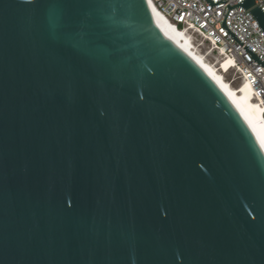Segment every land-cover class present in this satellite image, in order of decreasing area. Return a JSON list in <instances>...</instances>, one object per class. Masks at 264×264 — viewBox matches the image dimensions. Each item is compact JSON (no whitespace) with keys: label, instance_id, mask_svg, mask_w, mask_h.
<instances>
[{"label":"water","instance_id":"water-1","mask_svg":"<svg viewBox=\"0 0 264 264\" xmlns=\"http://www.w3.org/2000/svg\"><path fill=\"white\" fill-rule=\"evenodd\" d=\"M0 264H264V153L146 0H0Z\"/></svg>","mask_w":264,"mask_h":264},{"label":"built area","instance_id":"built-area-1","mask_svg":"<svg viewBox=\"0 0 264 264\" xmlns=\"http://www.w3.org/2000/svg\"><path fill=\"white\" fill-rule=\"evenodd\" d=\"M157 12L174 29L188 35L198 53H202L211 63L228 61L226 74L235 88L248 83L252 97L261 108L264 126V67L254 62L242 47H247L260 61L264 62V33L258 27L253 16L248 13L258 7L264 13V0H255L246 10L233 8L244 0H149ZM228 13V14H227ZM227 15V16H226ZM226 17V18H225ZM225 19L227 29L243 44H238L221 27Z\"/></svg>","mask_w":264,"mask_h":264},{"label":"bare ground","instance_id":"bare-ground-1","mask_svg":"<svg viewBox=\"0 0 264 264\" xmlns=\"http://www.w3.org/2000/svg\"><path fill=\"white\" fill-rule=\"evenodd\" d=\"M147 4L155 18L158 27L164 35L179 47L188 57H190L224 92L237 111L241 114L244 121L252 131L257 142L264 153V126L261 119V108L252 97V89L248 83H242L240 87H233L230 81L225 78L228 61H218L217 63L208 62L193 45L188 35L177 31L157 12L149 0Z\"/></svg>","mask_w":264,"mask_h":264},{"label":"rangeland","instance_id":"rangeland-1","mask_svg":"<svg viewBox=\"0 0 264 264\" xmlns=\"http://www.w3.org/2000/svg\"><path fill=\"white\" fill-rule=\"evenodd\" d=\"M200 54H202V53H200ZM207 61H208V62H212L211 59H208ZM230 76H231L230 74H226V75H225V78H226L227 81L230 80V78H231ZM236 85H237V84H235L234 86H236ZM234 86H233V87H234Z\"/></svg>","mask_w":264,"mask_h":264}]
</instances>
